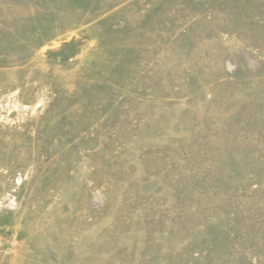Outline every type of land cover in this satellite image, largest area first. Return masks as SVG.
I'll use <instances>...</instances> for the list:
<instances>
[{
	"label": "rangeland",
	"instance_id": "1",
	"mask_svg": "<svg viewBox=\"0 0 264 264\" xmlns=\"http://www.w3.org/2000/svg\"><path fill=\"white\" fill-rule=\"evenodd\" d=\"M0 264H264V0H0Z\"/></svg>",
	"mask_w": 264,
	"mask_h": 264
}]
</instances>
